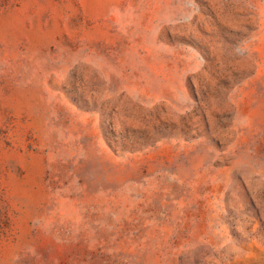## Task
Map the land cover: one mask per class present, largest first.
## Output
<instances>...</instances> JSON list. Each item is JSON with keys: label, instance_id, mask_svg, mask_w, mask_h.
<instances>
[{"label": "rangeland", "instance_id": "obj_1", "mask_svg": "<svg viewBox=\"0 0 264 264\" xmlns=\"http://www.w3.org/2000/svg\"><path fill=\"white\" fill-rule=\"evenodd\" d=\"M0 264H264V0H0Z\"/></svg>", "mask_w": 264, "mask_h": 264}]
</instances>
